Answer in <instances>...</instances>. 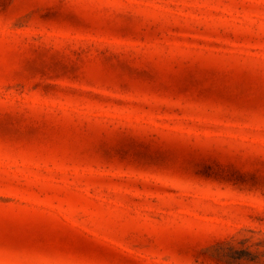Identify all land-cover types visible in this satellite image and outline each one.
Here are the masks:
<instances>
[{
  "label": "rangeland",
  "instance_id": "obj_1",
  "mask_svg": "<svg viewBox=\"0 0 264 264\" xmlns=\"http://www.w3.org/2000/svg\"><path fill=\"white\" fill-rule=\"evenodd\" d=\"M257 161L264 0H0V264H264Z\"/></svg>",
  "mask_w": 264,
  "mask_h": 264
},
{
  "label": "trees",
  "instance_id": "obj_2",
  "mask_svg": "<svg viewBox=\"0 0 264 264\" xmlns=\"http://www.w3.org/2000/svg\"><path fill=\"white\" fill-rule=\"evenodd\" d=\"M254 165L258 166L253 172L244 171L242 169L225 170L223 169L221 174L216 173V179H218L219 185H213L212 190H223L229 191L236 194L237 196H250L257 197L264 201V162L257 161ZM164 167L162 173H168L167 175H173L170 171V167L162 163H157L155 167ZM222 183V184H221ZM204 186L194 185L191 187L192 190Z\"/></svg>",
  "mask_w": 264,
  "mask_h": 264
}]
</instances>
